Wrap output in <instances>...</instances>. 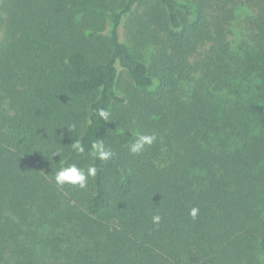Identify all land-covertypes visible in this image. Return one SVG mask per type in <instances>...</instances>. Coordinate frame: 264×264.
I'll list each match as a JSON object with an SVG mask.
<instances>
[{
  "label": "trees",
  "instance_id": "obj_1",
  "mask_svg": "<svg viewBox=\"0 0 264 264\" xmlns=\"http://www.w3.org/2000/svg\"><path fill=\"white\" fill-rule=\"evenodd\" d=\"M0 264H264V0H0Z\"/></svg>",
  "mask_w": 264,
  "mask_h": 264
},
{
  "label": "clouds",
  "instance_id": "obj_2",
  "mask_svg": "<svg viewBox=\"0 0 264 264\" xmlns=\"http://www.w3.org/2000/svg\"><path fill=\"white\" fill-rule=\"evenodd\" d=\"M97 115L101 118L102 121H112V114L108 109L101 108L97 110ZM157 137L156 134L153 133L151 135H140L135 142L131 145L130 151L134 154L141 153L145 146H151ZM72 149L78 153L83 155L85 153V147L79 140L73 141L71 143ZM60 156L59 152H53L52 157ZM91 155L94 158H98L101 161H109L113 158V151L106 147L102 140H97L95 143L91 145ZM97 175V168L95 166H89L85 171L81 167H78L76 164H70L64 167H61L55 174V183L63 187L65 184L70 185H78L81 189L85 188L88 182L89 177H95ZM199 212L198 208H192L190 210V215L193 219L196 218ZM152 221L155 224H159L161 221V216L155 215L152 217Z\"/></svg>",
  "mask_w": 264,
  "mask_h": 264
},
{
  "label": "rangeland",
  "instance_id": "obj_3",
  "mask_svg": "<svg viewBox=\"0 0 264 264\" xmlns=\"http://www.w3.org/2000/svg\"><path fill=\"white\" fill-rule=\"evenodd\" d=\"M234 33H235V34H234V38H235V39L239 38V35H240V34L238 33V30H237V29L234 30ZM235 39H234V40H235Z\"/></svg>",
  "mask_w": 264,
  "mask_h": 264
}]
</instances>
